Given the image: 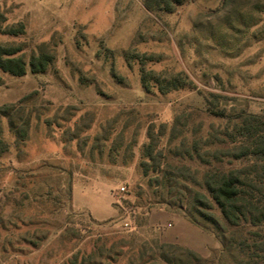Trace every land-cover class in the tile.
<instances>
[{
  "label": "rangeland",
  "instance_id": "374dc122",
  "mask_svg": "<svg viewBox=\"0 0 264 264\" xmlns=\"http://www.w3.org/2000/svg\"><path fill=\"white\" fill-rule=\"evenodd\" d=\"M0 14L5 25L25 27L17 37L0 35V43L20 47L26 61L53 57L44 73L0 70V107L14 105L30 124L17 145L3 123L9 152L0 158V264H69L72 254L99 247L119 256L97 264H128L131 248L160 239L159 229L146 225L148 211H177L159 204L170 201L163 173L187 167L192 182L174 180L175 193L208 196L193 181L213 167L175 156L183 126L192 146L200 127L207 133L224 125L209 105L264 115V0H184L173 13L148 10L143 0H0ZM143 70L153 73L150 91ZM179 74L183 88L159 90L155 79ZM162 126L151 161L147 131L157 135ZM122 185L125 194L118 193ZM215 239L209 264H218L223 250ZM230 252L222 264L242 260Z\"/></svg>",
  "mask_w": 264,
  "mask_h": 264
},
{
  "label": "trees",
  "instance_id": "16d2710c",
  "mask_svg": "<svg viewBox=\"0 0 264 264\" xmlns=\"http://www.w3.org/2000/svg\"><path fill=\"white\" fill-rule=\"evenodd\" d=\"M143 1L146 8L155 13H173L174 9L184 2V0ZM5 22V17L0 14V35L17 37L25 33L22 23L5 25ZM21 51L20 47L10 43H0V70L15 77H22L27 74L28 69L33 74L44 73L53 62V57L46 53L32 55L30 60L26 61L23 55H19ZM152 75V72L144 70L142 72V83L147 91L151 90L153 84ZM155 80L159 85V90L163 93L181 89L186 82L180 74L168 82ZM208 114L224 122V125L218 128L213 127L207 133H202L200 127L198 131H194V134H198L199 138L192 146L187 138L189 130L184 125L181 133L183 137L179 145H176L175 152V156L182 160L197 161L203 167H213L211 171L203 175L200 182L196 178L193 181L194 185L205 190L208 196L201 191L194 192L192 197L181 192L175 193L178 183H174V180L181 179L185 184L190 180L192 182V179H189L190 175L187 174V167L177 168L178 174L175 172L163 173L165 176H163L164 180L161 186L167 190L170 201L163 198V201L159 203L169 208H175L177 211L174 212L163 207H159V209L181 213L180 215H183L194 225L219 238L223 250L220 253L218 264L223 263V257L226 255L230 259L233 258L230 252L233 250H236V254L242 257L238 264H263L264 242L260 237L261 233H264V115L246 111L230 114L225 110L215 109L212 105L208 107ZM5 120L8 122L10 131L16 137L17 145L25 143L30 126L29 120L21 116L19 111L15 110L14 105L0 107V158L9 152V145L4 136L3 123ZM177 128L178 120L171 128L173 138L178 131ZM164 129L165 127L162 126L161 133L157 135L152 127L147 131L149 142L145 145L144 150L145 156L151 161L156 159L155 152L158 149L160 137L164 135ZM234 164L238 166L233 167ZM226 166H228L227 169ZM183 186L185 187V185ZM70 193L72 194V189H70ZM115 207L119 208L117 204ZM215 210L218 211V215L214 212ZM151 211V209L148 211L147 217ZM200 218L211 227L202 223ZM8 241L12 242L10 239ZM28 242H31L30 245H34L32 241L28 240ZM34 247L36 248V245ZM130 250L133 255L128 264L210 263L208 258L193 250L165 243L160 239L152 246L144 245L137 250L134 248ZM115 256H119V254L114 249L99 247L90 254L81 255L80 252L72 254L69 257V264H97L98 260L113 259ZM80 258L81 262H79Z\"/></svg>",
  "mask_w": 264,
  "mask_h": 264
},
{
  "label": "crops",
  "instance_id": "0c3cea01",
  "mask_svg": "<svg viewBox=\"0 0 264 264\" xmlns=\"http://www.w3.org/2000/svg\"><path fill=\"white\" fill-rule=\"evenodd\" d=\"M75 185L73 187L74 202L76 200ZM111 204L114 211V214L111 217L113 218L116 215L115 208L113 207V200L111 201ZM90 212L92 216L97 219L95 214L92 211ZM147 226L159 229L161 241L183 246L195 251L203 257H207L210 254L211 248L217 247V242L213 235L194 225L183 215L166 209L152 210L147 217Z\"/></svg>",
  "mask_w": 264,
  "mask_h": 264
},
{
  "label": "built area",
  "instance_id": "2783aa9c",
  "mask_svg": "<svg viewBox=\"0 0 264 264\" xmlns=\"http://www.w3.org/2000/svg\"><path fill=\"white\" fill-rule=\"evenodd\" d=\"M127 191H128V189H127V186H126V185H122V186H120L119 189H118V193H119V194H125ZM128 225H129V224H126V227H127Z\"/></svg>",
  "mask_w": 264,
  "mask_h": 264
}]
</instances>
